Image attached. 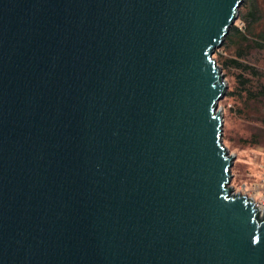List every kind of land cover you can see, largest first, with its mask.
I'll list each match as a JSON object with an SVG mask.
<instances>
[{
  "label": "water",
  "instance_id": "95a60500",
  "mask_svg": "<svg viewBox=\"0 0 264 264\" xmlns=\"http://www.w3.org/2000/svg\"><path fill=\"white\" fill-rule=\"evenodd\" d=\"M241 2L0 0V264H264L216 111Z\"/></svg>",
  "mask_w": 264,
  "mask_h": 264
},
{
  "label": "trees",
  "instance_id": "16d2710c",
  "mask_svg": "<svg viewBox=\"0 0 264 264\" xmlns=\"http://www.w3.org/2000/svg\"><path fill=\"white\" fill-rule=\"evenodd\" d=\"M234 15L236 19L214 50L212 59L232 82L226 95L233 102L230 115L247 121L258 120L264 133V8L260 0H242ZM241 140L257 146L264 143V136L253 132ZM221 144L228 153L222 141Z\"/></svg>",
  "mask_w": 264,
  "mask_h": 264
},
{
  "label": "rangeland",
  "instance_id": "374dc122",
  "mask_svg": "<svg viewBox=\"0 0 264 264\" xmlns=\"http://www.w3.org/2000/svg\"><path fill=\"white\" fill-rule=\"evenodd\" d=\"M260 1L264 8V0ZM213 55L214 53L212 54V58ZM221 73L228 91L232 86V82L225 77L222 71ZM226 95L218 101L216 111L220 110L219 114L222 117L221 141L226 147L228 155L234 158L230 168L232 177L229 186H232L236 190L242 185L250 188L251 186L258 185L260 167L264 162V143L252 146L249 143H243L241 139L249 138L253 132L259 133L263 137V127L261 122L256 119L247 121L245 118L230 115L229 109L233 106V102L227 100ZM254 198L258 199L259 193H254Z\"/></svg>",
  "mask_w": 264,
  "mask_h": 264
},
{
  "label": "built area",
  "instance_id": "2783aa9c",
  "mask_svg": "<svg viewBox=\"0 0 264 264\" xmlns=\"http://www.w3.org/2000/svg\"><path fill=\"white\" fill-rule=\"evenodd\" d=\"M231 194L232 195H242L246 198L252 200L255 203V208L260 211V218L263 216L264 213V162L260 167V175L258 178V185L251 186L250 188L246 187L245 185L240 186L238 190L234 189L231 186ZM254 193H259V198H254Z\"/></svg>",
  "mask_w": 264,
  "mask_h": 264
}]
</instances>
